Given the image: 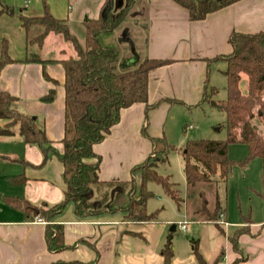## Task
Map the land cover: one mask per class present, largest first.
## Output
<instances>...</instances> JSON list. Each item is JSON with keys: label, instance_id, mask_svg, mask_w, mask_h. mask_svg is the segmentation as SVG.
<instances>
[{"label": "crops", "instance_id": "obj_1", "mask_svg": "<svg viewBox=\"0 0 264 264\" xmlns=\"http://www.w3.org/2000/svg\"><path fill=\"white\" fill-rule=\"evenodd\" d=\"M0 1V60L4 62L0 65V90L14 97L12 106L17 111L36 119L52 146L44 165L34 167L31 164H38L43 158L42 148L25 144L18 124L11 126L9 134L0 133V180L10 184L8 176L24 173L27 177L25 184L13 185L19 189L7 188L0 182V264H49L56 260H79L90 264H164L160 249L170 232L174 251L170 264H198L192 253L191 239L197 240L198 250L209 264H232L238 255L231 248L228 236L235 228L246 226L245 219H226L224 212L218 228L214 221L205 220L204 215L197 212L199 207L189 209L185 204V209L175 213L174 217L159 220L160 208L168 204L172 209L164 191L165 196L160 194L154 202H150V198L146 202L148 213L156 211L155 219L150 221H129L120 214L82 219L74 214L73 204H68L54 222L62 225V243L73 247L58 251L47 247L45 223L36 217L26 218L21 210L2 201V196L12 193L36 206L52 205L61 201L60 197L56 195L49 200L43 196V191L55 184L64 195L63 167L54 156L48 158V155L52 151L57 154L53 145H61L64 132V70L60 60L74 56V50L72 46L62 47L65 42L62 45L60 41L66 40L53 32L45 36L41 47L26 45V32L19 15H42L40 0L35 3L34 0ZM82 1L46 0V3L49 12L67 27L70 21L84 27L85 21L98 17L106 0H94L92 11L87 5L78 10ZM125 3L126 0H111L112 10H118ZM131 6L135 10L130 12V19L133 18L135 26H139L142 19L145 32L141 57L136 52L128 56L138 58L133 66L144 58L171 59L172 62L149 72L148 103L162 99L148 112L149 122L145 120V104L134 103L121 109L119 121L101 142L93 145V151L101 158L98 176L103 181L129 180L131 167L150 154L151 142L142 134V127L146 126L149 135L160 136L154 133L155 123L152 122L156 109L167 103L193 104L201 99L211 62L233 50L230 43L233 32H264V0H238L209 12L200 20H190L187 9L174 0H141V3L135 0ZM37 31L38 28L32 29V33ZM112 34L118 39L115 31ZM78 41L83 43L84 32L83 40ZM55 43L58 45L54 46ZM208 59L213 61L208 64ZM123 60L125 58L120 57L118 66ZM242 81L245 88L246 80ZM50 92L52 98L44 99ZM4 124L6 121L0 119V128ZM29 190H32L31 194ZM160 191L158 193H162ZM100 192L96 190L94 195L98 196ZM216 193L206 199L209 209L215 203ZM172 222L173 230V225L168 227ZM262 227L264 222L251 220L249 233L240 236L239 247L245 258L237 264H264ZM176 230L185 232V236L177 235Z\"/></svg>", "mask_w": 264, "mask_h": 264}, {"label": "trees", "instance_id": "obj_2", "mask_svg": "<svg viewBox=\"0 0 264 264\" xmlns=\"http://www.w3.org/2000/svg\"><path fill=\"white\" fill-rule=\"evenodd\" d=\"M135 0H126L118 10L113 11L111 0H106L96 18L84 22V41L80 43L72 35L67 25L55 18L48 9L46 0H42L43 13L40 16L20 14L21 26L26 32V45L41 47L45 36L50 33L60 34L71 43L74 56L61 59L64 70V132L60 140L62 150L57 154L63 167L62 181L64 199L52 205H34L29 200L12 195L2 196V201L21 210L26 218L36 217L45 222V240L49 250L72 248L62 243V225L54 222L68 203L74 206L78 218H97L103 215L120 214L129 221H150L155 219L156 211L148 213L146 202L153 196L147 187L153 181L161 185L165 194L179 206L183 198L175 183L168 175L157 172L159 162L167 159L172 149L164 135L151 136L146 126L142 134L151 142L150 154L130 169L129 180L99 179L100 156L93 151V145L101 142L119 121L120 111L134 103L145 104V120L148 112L157 107L162 99L148 103L149 72L167 65L171 59L144 58L130 68H118L120 52L114 44L102 41L121 26L129 15V8ZM188 11L190 20L203 19L209 12L218 10L238 0H174ZM1 3V1H0ZM38 28L35 34L32 29ZM232 52L215 57L226 62L223 71L226 77V98L219 103L225 114L226 137L224 139H190L179 148L183 161V173L188 185L200 182L225 181L234 161L227 157L230 143H243L247 147V156L240 163L245 164L254 157L262 160L260 196L264 208V133H261L253 120L264 125V32H233L230 36ZM5 60H8L7 58ZM27 60V59H26ZM208 59V64L213 61ZM4 62L0 60V65ZM242 79L246 80L245 88ZM207 76L204 80L201 100L210 99L217 88L208 89ZM50 92L44 99L50 100ZM14 97L0 90V119L6 121L0 133L9 134L11 126L18 124L19 134L25 144H35L42 148L43 158L34 167H42L47 160V152L52 150L44 128L36 119L17 111L12 103ZM170 101V99L168 100ZM178 101V100H173ZM182 103V102H181ZM93 159V161H88ZM24 164L30 162L21 160ZM12 185H23L27 181L24 173L8 176ZM100 191L98 196L94 191ZM204 219L218 221L225 212L224 202L218 193L211 209L206 198L201 194V204L197 210ZM246 226H240L228 236L231 248L237 253L232 264L244 260L239 247V238L249 233L250 218H245ZM255 235V234H252ZM172 233L160 249L164 264H170L174 255ZM191 249L198 264H209L197 247V240L191 239ZM49 264H90L79 260H56ZM216 264V262L212 263Z\"/></svg>", "mask_w": 264, "mask_h": 264}, {"label": "rangeland", "instance_id": "obj_3", "mask_svg": "<svg viewBox=\"0 0 264 264\" xmlns=\"http://www.w3.org/2000/svg\"><path fill=\"white\" fill-rule=\"evenodd\" d=\"M36 1L39 0H34V3ZM40 1V3H42V0ZM139 3H141V0H139ZM84 5H87L89 10H94V0H83L78 10L83 8ZM132 8L133 7L130 6L129 15L125 22L115 30L118 39H116L113 34L106 35L104 38L102 37V41L106 44H114L120 52L119 57L125 59L129 58L128 56L132 52H136L139 57H141V51L145 44L143 21L140 19V25L135 26L133 18L130 19V12L135 10ZM83 28L84 27L78 22L70 21L68 23L69 32L79 40H83ZM35 33L36 32L32 34ZM124 33H126V37L123 38ZM58 36L62 38L61 35ZM127 37H129V39L124 40ZM63 42H65V45H63ZM60 43L63 45L62 47L72 46L68 41H60ZM57 45L58 43H55L54 46ZM119 66L118 68L122 69ZM225 69L226 62L224 60L217 59L211 62L207 85L208 89L210 86H214L217 88V91L212 94L210 99H200L193 104L172 102L164 104L161 109L155 110L152 122L155 123V125L153 124V128L155 127L157 132H153L159 135L164 134L167 143L172 146V149L168 152L167 159L163 162H159L156 166V170L159 174L168 175L170 177L184 199L183 203L178 206L175 201L166 197L168 200L167 202L172 204V209L170 210L168 204L160 208V212L157 215L159 220L163 217H174L175 213L178 214L177 212H181L185 209V204L189 209H191V207L193 208V206L198 208L201 204V194L208 199L214 192H217L225 204L226 219L233 218L243 220L249 215L248 217L253 222H264V208L260 196L262 188V160L259 157H254L247 163L241 164L240 162L245 159L248 153L245 144L234 142L228 145L227 157L234 161V164L225 181L211 183L200 182L194 185H188L185 182L183 161L179 148L190 139H224L226 137L225 114L219 106V103L224 100L227 95L225 89L226 77L223 73ZM241 85H243V81H241ZM149 118H147L146 123L149 122ZM253 122L256 123L259 131L264 133V125L259 123L256 119L253 120ZM32 146L37 147L35 144ZM53 149L59 154L61 153L62 146L54 144ZM57 154L52 151L50 155H48V158L54 156L58 160ZM0 182L7 188L19 189V187L10 185L3 179H1ZM147 187L153 192V197L149 199L150 202H154L153 200L160 197V194L161 196H165L161 185L158 183L150 181ZM1 189L0 187V191ZM44 189L43 196L45 195L46 198L48 197L47 199L50 200L56 197V195L60 197L61 200L64 199L63 192L60 191L56 184L52 188L45 187ZM40 191H42V187ZM158 191L162 193H158ZM28 192L31 194L32 190ZM9 195L17 196L18 194L11 193ZM68 204L70 205L72 203ZM172 225H174L173 222L168 227L170 228ZM175 233L185 236V232L176 230Z\"/></svg>", "mask_w": 264, "mask_h": 264}, {"label": "water", "instance_id": "obj_4", "mask_svg": "<svg viewBox=\"0 0 264 264\" xmlns=\"http://www.w3.org/2000/svg\"><path fill=\"white\" fill-rule=\"evenodd\" d=\"M137 59L138 58L136 56L129 57L122 61V63L120 64V67L122 68L132 67L137 62ZM173 229H174V225L171 227V230Z\"/></svg>", "mask_w": 264, "mask_h": 264}, {"label": "built area", "instance_id": "obj_5", "mask_svg": "<svg viewBox=\"0 0 264 264\" xmlns=\"http://www.w3.org/2000/svg\"><path fill=\"white\" fill-rule=\"evenodd\" d=\"M38 221H41V222L45 223V222L42 221L40 218H38ZM183 228H184V224L181 225V229H183Z\"/></svg>", "mask_w": 264, "mask_h": 264}]
</instances>
